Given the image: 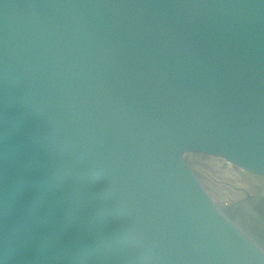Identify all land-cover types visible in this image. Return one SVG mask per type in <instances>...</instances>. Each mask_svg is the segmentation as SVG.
Instances as JSON below:
<instances>
[{
    "label": "water",
    "instance_id": "1",
    "mask_svg": "<svg viewBox=\"0 0 264 264\" xmlns=\"http://www.w3.org/2000/svg\"><path fill=\"white\" fill-rule=\"evenodd\" d=\"M0 264H264V0H0Z\"/></svg>",
    "mask_w": 264,
    "mask_h": 264
},
{
    "label": "rangeland",
    "instance_id": "2",
    "mask_svg": "<svg viewBox=\"0 0 264 264\" xmlns=\"http://www.w3.org/2000/svg\"><path fill=\"white\" fill-rule=\"evenodd\" d=\"M193 164L220 203L238 202L243 199L245 192L255 193L258 190L251 178L230 173L216 162L196 158Z\"/></svg>",
    "mask_w": 264,
    "mask_h": 264
}]
</instances>
